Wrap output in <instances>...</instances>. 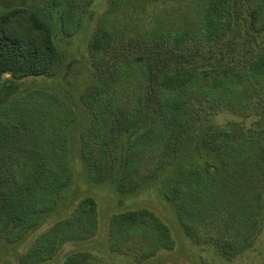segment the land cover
Masks as SVG:
<instances>
[{
	"label": "trees",
	"instance_id": "1",
	"mask_svg": "<svg viewBox=\"0 0 264 264\" xmlns=\"http://www.w3.org/2000/svg\"><path fill=\"white\" fill-rule=\"evenodd\" d=\"M55 1L72 35L95 0ZM87 53L81 105L53 87L23 90L57 76L63 56L47 16L0 10L1 264L46 263L97 235L80 170L124 196L156 189L186 236L226 260L252 248L264 227V0H108ZM41 93L53 106L27 109ZM107 239L136 263L176 247L146 207L111 214ZM62 264L117 263L80 249Z\"/></svg>",
	"mask_w": 264,
	"mask_h": 264
},
{
	"label": "rangeland",
	"instance_id": "2",
	"mask_svg": "<svg viewBox=\"0 0 264 264\" xmlns=\"http://www.w3.org/2000/svg\"><path fill=\"white\" fill-rule=\"evenodd\" d=\"M14 4L24 5L48 17L54 26L55 41L59 53L63 56V63L57 76L26 82L23 83L21 88L26 90L32 86L53 87L63 95L70 94L72 101L79 106L80 95L91 81L88 70L87 42L94 30L97 17L105 10L108 0H95L94 4L82 17V25L79 30L72 35L64 31L63 16L65 11L60 10V2L55 0H0V10ZM4 76L9 77L8 74ZM48 95L45 93L37 94L36 97L29 98L23 104L29 110L37 107L39 113H43L47 107L53 106L50 104L51 101ZM79 114L84 115L83 111ZM84 121L86 124L87 120ZM79 173L83 178L78 184L82 189L80 191H84L83 194L93 195L98 202L100 211L99 232L93 239L88 241L64 243L54 259L41 264H62L68 253L80 249L91 250L94 253L100 252L117 264H264V227L252 248L247 249L240 257L229 261L212 249H203L193 243L184 233L172 205L163 200L156 189L146 190L135 196H124L112 184H99L94 187L87 184L82 170ZM203 195L204 190L201 191L200 196ZM144 207L152 209L169 225L176 240V247L173 250H162L157 256L142 263H136L128 256L110 254L107 239L110 215L118 211ZM31 242L30 239L22 246H17L15 248L16 252L19 254L25 252ZM12 261L13 264H22L17 256H13ZM2 262L3 259L0 260V264Z\"/></svg>",
	"mask_w": 264,
	"mask_h": 264
}]
</instances>
